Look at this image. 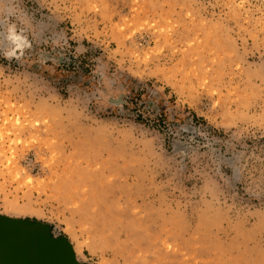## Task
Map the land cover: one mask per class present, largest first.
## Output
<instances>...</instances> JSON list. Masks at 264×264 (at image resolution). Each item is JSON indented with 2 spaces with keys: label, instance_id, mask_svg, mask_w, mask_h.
<instances>
[{
  "label": "rangeland",
  "instance_id": "374dc122",
  "mask_svg": "<svg viewBox=\"0 0 264 264\" xmlns=\"http://www.w3.org/2000/svg\"><path fill=\"white\" fill-rule=\"evenodd\" d=\"M0 214L86 264H264V0H0Z\"/></svg>",
  "mask_w": 264,
  "mask_h": 264
},
{
  "label": "water",
  "instance_id": "95a60500",
  "mask_svg": "<svg viewBox=\"0 0 264 264\" xmlns=\"http://www.w3.org/2000/svg\"><path fill=\"white\" fill-rule=\"evenodd\" d=\"M0 264H86L71 244L40 222L0 214Z\"/></svg>",
  "mask_w": 264,
  "mask_h": 264
},
{
  "label": "bare ground",
  "instance_id": "6f19581e",
  "mask_svg": "<svg viewBox=\"0 0 264 264\" xmlns=\"http://www.w3.org/2000/svg\"><path fill=\"white\" fill-rule=\"evenodd\" d=\"M87 245V244H86ZM87 247V246H86ZM72 248H73V251H74V253H75V256H76V258L78 259V260H80V257H82V246L80 245V244H78V243H76V244H73L72 245ZM90 251H91V249H90ZM94 251H95V249H94ZM93 251V252H94ZM92 253V252H91ZM83 258V257H82ZM83 260V259H82Z\"/></svg>",
  "mask_w": 264,
  "mask_h": 264
},
{
  "label": "trees",
  "instance_id": "16d2710c",
  "mask_svg": "<svg viewBox=\"0 0 264 264\" xmlns=\"http://www.w3.org/2000/svg\"><path fill=\"white\" fill-rule=\"evenodd\" d=\"M130 109L132 110V105H131ZM135 120L138 121V122H143L144 119L142 117V113L137 114L136 117H135Z\"/></svg>",
  "mask_w": 264,
  "mask_h": 264
}]
</instances>
